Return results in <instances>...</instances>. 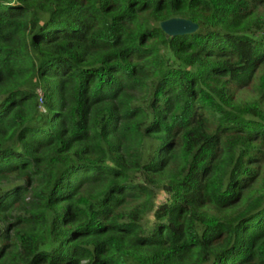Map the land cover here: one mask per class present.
Here are the masks:
<instances>
[{"label": "trees", "instance_id": "obj_1", "mask_svg": "<svg viewBox=\"0 0 264 264\" xmlns=\"http://www.w3.org/2000/svg\"><path fill=\"white\" fill-rule=\"evenodd\" d=\"M0 264H264V0H0Z\"/></svg>", "mask_w": 264, "mask_h": 264}, {"label": "water", "instance_id": "obj_2", "mask_svg": "<svg viewBox=\"0 0 264 264\" xmlns=\"http://www.w3.org/2000/svg\"><path fill=\"white\" fill-rule=\"evenodd\" d=\"M161 29L169 36L191 34L198 30V24L183 17H172L161 21Z\"/></svg>", "mask_w": 264, "mask_h": 264}, {"label": "rangeland", "instance_id": "obj_3", "mask_svg": "<svg viewBox=\"0 0 264 264\" xmlns=\"http://www.w3.org/2000/svg\"><path fill=\"white\" fill-rule=\"evenodd\" d=\"M261 71H262V68H259L257 70V72L255 74V76H257V77L254 79V83L256 81H258L259 74L261 73ZM39 93H41L40 90H39ZM256 97H257V93L255 91V88H253V86H251V87H247L245 89L238 90L236 93L235 99L237 102H242V101H248L252 98L254 99ZM165 197H166L165 192L159 190L157 195H156V204L164 201ZM146 219H147L146 221L150 223V221L153 219V210L147 213Z\"/></svg>", "mask_w": 264, "mask_h": 264}]
</instances>
